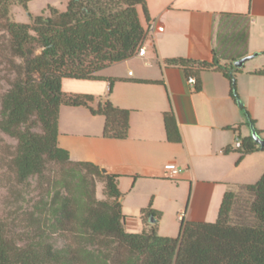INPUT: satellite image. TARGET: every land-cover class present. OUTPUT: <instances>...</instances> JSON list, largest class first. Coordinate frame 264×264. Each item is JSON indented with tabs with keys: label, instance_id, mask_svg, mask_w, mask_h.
Returning <instances> with one entry per match:
<instances>
[{
	"label": "trees",
	"instance_id": "obj_1",
	"mask_svg": "<svg viewBox=\"0 0 264 264\" xmlns=\"http://www.w3.org/2000/svg\"><path fill=\"white\" fill-rule=\"evenodd\" d=\"M32 1L0 0V63L12 75L0 97V132L16 142L6 164L15 181L24 184L36 178L48 188L33 205L24 237L8 232L0 221V264H264V173L255 184L242 187L252 197V224H227L235 194L226 193L214 223L181 221L175 238L161 237L156 230L159 213L146 208L140 212V232L128 233L116 201L120 196L116 177L102 174L92 163L71 161L57 146L62 104L102 116L104 138L127 137V110L107 99L92 108V96L65 94L61 81L111 85L113 80L96 74L135 55L144 38L136 7L145 15V1L67 0L63 12L47 6L40 15H28V24L15 23L10 6L27 11ZM167 64L195 74L218 71L230 81L236 98L233 76L214 57L209 62L174 59ZM163 125L167 142L180 143L171 111L163 115ZM257 149L248 137L235 150L241 158ZM51 165L58 175L49 181L45 171ZM97 183L103 184L108 201L96 199ZM54 235L68 242L49 243Z\"/></svg>",
	"mask_w": 264,
	"mask_h": 264
},
{
	"label": "crops",
	"instance_id": "obj_2",
	"mask_svg": "<svg viewBox=\"0 0 264 264\" xmlns=\"http://www.w3.org/2000/svg\"><path fill=\"white\" fill-rule=\"evenodd\" d=\"M144 1L145 15L136 7L140 25L139 12L163 31L148 37L143 56L135 54L97 72L113 80L111 85L61 81L65 94L92 96V108L107 99L127 110V137L104 138L102 116L62 104L57 146L71 161L92 163L116 177L126 232H140V212L149 208L159 213L157 234L175 238L179 227L173 232V223H214L223 196L255 184L264 173V148L240 158L234 147L236 138L251 137V128L264 140V75L259 73L264 71V0ZM250 56L240 68L233 66ZM212 57L233 76L235 99L222 73L195 74L167 64L174 59L209 62ZM190 76L196 80L192 86ZM169 111L180 143L166 140L163 115ZM167 163L181 169L174 178L163 171Z\"/></svg>",
	"mask_w": 264,
	"mask_h": 264
},
{
	"label": "rangeland",
	"instance_id": "obj_3",
	"mask_svg": "<svg viewBox=\"0 0 264 264\" xmlns=\"http://www.w3.org/2000/svg\"><path fill=\"white\" fill-rule=\"evenodd\" d=\"M67 0H35L27 5V11L17 6H10L11 18L15 23L28 24V15L37 16L47 6L54 7L60 12L66 8ZM143 28H146V22L141 16ZM6 67L0 63V97L8 89L7 80L12 78V75L6 72ZM0 138L3 139V145L0 148V221L5 225L8 232L24 237L29 223V218L33 212V205L41 199L43 193L48 188V184L42 180L31 178L24 184H18L14 175L9 168L6 167L9 159V153L16 142L0 132ZM56 166H49L45 171V177L52 181L57 177ZM95 197L98 201H108L105 195L103 184L95 185ZM252 202V197L244 190L240 189L235 194L232 209L227 218V224H252L253 219L249 212V207ZM170 226V225H169ZM173 232L178 231L179 225L172 224ZM130 232L129 230H127ZM68 241L66 237L54 235L50 236L49 243H55L57 246H62Z\"/></svg>",
	"mask_w": 264,
	"mask_h": 264
},
{
	"label": "built area",
	"instance_id": "obj_4",
	"mask_svg": "<svg viewBox=\"0 0 264 264\" xmlns=\"http://www.w3.org/2000/svg\"><path fill=\"white\" fill-rule=\"evenodd\" d=\"M144 29V28H143ZM163 31L162 25H160L156 21H149L146 22V28L144 30V38L143 42L139 46L138 50L136 51V55L143 56L145 53L144 43L148 40V37H152L155 33H160ZM196 82L195 78L190 76L187 78V83L189 85H194ZM235 148L240 147V140L239 138L235 139L234 143ZM163 171L168 175V178H174L176 175H178L181 171L180 168H178L174 163H167L163 166Z\"/></svg>",
	"mask_w": 264,
	"mask_h": 264
},
{
	"label": "water",
	"instance_id": "obj_5",
	"mask_svg": "<svg viewBox=\"0 0 264 264\" xmlns=\"http://www.w3.org/2000/svg\"><path fill=\"white\" fill-rule=\"evenodd\" d=\"M250 58H252L251 56L250 57H245V58H242L238 61H235L233 63V66L236 67V68H240L244 62H246L247 60H249ZM238 105H240L238 103ZM251 138L253 139V141L259 146L260 149H263L264 148V140H262L257 134L255 131H253V129L251 128ZM100 172L102 174H105V170L104 169H100Z\"/></svg>",
	"mask_w": 264,
	"mask_h": 264
}]
</instances>
